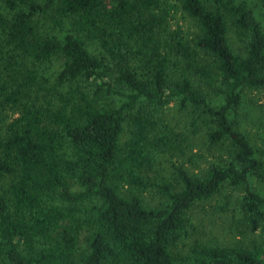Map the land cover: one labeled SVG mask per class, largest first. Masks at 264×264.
I'll list each match as a JSON object with an SVG mask.
<instances>
[{
	"label": "trees",
	"instance_id": "trees-1",
	"mask_svg": "<svg viewBox=\"0 0 264 264\" xmlns=\"http://www.w3.org/2000/svg\"><path fill=\"white\" fill-rule=\"evenodd\" d=\"M261 89L247 0H0V264H264ZM213 200L243 238L180 251Z\"/></svg>",
	"mask_w": 264,
	"mask_h": 264
},
{
	"label": "rangeland",
	"instance_id": "rangeland-1",
	"mask_svg": "<svg viewBox=\"0 0 264 264\" xmlns=\"http://www.w3.org/2000/svg\"><path fill=\"white\" fill-rule=\"evenodd\" d=\"M247 1L257 9V15L264 24V11L259 2ZM173 23L181 26L188 35L192 36L194 27L189 19L177 18L173 20ZM239 112L240 128L251 139L257 157L264 162V89L247 90ZM216 205V200H213L195 206L190 215L192 219L190 232L178 245L180 251L187 250L188 246L195 241L217 239L227 242L243 238L230 231L233 228L232 210L224 213V211H218Z\"/></svg>",
	"mask_w": 264,
	"mask_h": 264
}]
</instances>
